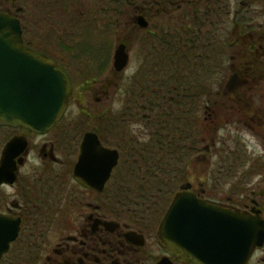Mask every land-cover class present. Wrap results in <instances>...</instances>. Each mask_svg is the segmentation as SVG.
I'll return each mask as SVG.
<instances>
[{
	"label": "flooded vegetation",
	"instance_id": "af4514ba",
	"mask_svg": "<svg viewBox=\"0 0 264 264\" xmlns=\"http://www.w3.org/2000/svg\"><path fill=\"white\" fill-rule=\"evenodd\" d=\"M147 11L146 7H136L132 32L151 33L152 19ZM138 16L149 22L147 27L137 23ZM21 17L24 42H35L27 38ZM148 41L145 37L144 42L148 44ZM231 41L225 40L224 46L221 42L207 43L212 53L207 86H201L199 78L196 79L197 61L193 59L190 67L181 62L182 76H192L194 82L177 87L176 98L182 122H193L194 146L188 160L182 154L183 181L173 197L189 186V192L218 207L221 213L264 220V71L260 70V63L264 64L261 52L264 42ZM124 43L129 52L130 45ZM180 43L190 46V42ZM191 43L200 45V42ZM236 46L237 52L233 51ZM226 58L230 60V72H218ZM74 63L67 66L62 62L72 82L69 103L77 91L71 70L72 66L74 70L78 68ZM144 68L145 60L131 76L134 88L130 106L135 138L146 137L147 129L142 125L148 117L144 102L150 101L149 93L153 90L142 86L144 82L139 80ZM121 74L112 68L109 83L115 80L113 91L120 90L116 80ZM96 81L85 80L81 91L94 87ZM92 83L95 84L91 87ZM100 87L109 95V85ZM95 99L94 105L99 106L101 98ZM122 106L123 103L118 109ZM91 107L85 109L90 111L86 114L93 121L103 118L110 110L104 107L102 112H93ZM64 117L46 133L24 126H0V165L5 155L0 172V264H192L170 251L159 233L173 197L159 221L137 216V212L146 210L140 207L128 208L130 214L121 215L125 209L121 211L117 205L120 200L111 197L112 191L127 187L119 183L121 178L124 180L119 167L124 161L136 163L135 153L125 159L118 146L104 141L96 123L89 121L87 128L80 131L75 120ZM89 131L95 132L103 145L119 151L118 164L100 191L74 178L80 145ZM9 143L12 146L7 150ZM181 146H186L183 136ZM16 229L15 238L2 251L5 239ZM177 244L185 250L184 240ZM246 264H264V243L255 247Z\"/></svg>",
	"mask_w": 264,
	"mask_h": 264
},
{
	"label": "trees",
	"instance_id": "16d2710c",
	"mask_svg": "<svg viewBox=\"0 0 264 264\" xmlns=\"http://www.w3.org/2000/svg\"><path fill=\"white\" fill-rule=\"evenodd\" d=\"M137 1L100 0V3L105 15H112L110 24L113 28L120 22L116 16L123 13L122 10L126 7H132L134 12L138 6L146 7L151 19L161 14L183 15L178 25L160 29L158 34L153 35V39L160 42L148 43L151 52L145 57V70L143 69L138 76L139 80L144 82L142 86L153 89L149 93L150 101L144 102L148 114L145 123L142 124L143 128L147 129L146 137L139 136L136 138L140 140H137L132 132L133 110L130 106L131 90L134 88L132 82L123 91V106L118 110H108L105 116L95 120V123L104 141L111 146H118L125 154V159L132 153L137 156L136 163L129 164L124 161L119 167L120 175L124 179L121 178L119 183L127 184V187L112 191L111 197L120 200L117 205L121 211L125 209L120 214H130L128 208L140 207L146 210L137 212V216L159 221L177 191L174 186L183 178L181 159L185 155L187 158H184L188 160L194 146L191 136L193 122L192 120L182 122L176 98L177 87L183 83L186 86L193 85L194 82L192 76H182L181 62L190 67L193 65V59L197 61L196 79L199 78L200 85L206 86L208 79L203 81V78L209 75L212 55L208 42L225 40L260 44L264 42V34L260 36L259 41L252 33L257 27L264 29V20L261 19V16L264 17V0H260L262 9L260 25L253 21L255 16L247 12L249 7L259 0H239L238 7L232 12L229 0H142L141 3ZM20 11L21 8L15 9L16 13ZM230 13L231 26L228 19ZM94 22L99 24L98 19ZM29 40L33 41L31 36ZM180 42H190V46L184 47ZM191 42H200V45L194 46ZM25 43L50 54L47 47L42 49L37 42ZM50 56L63 62L61 57ZM182 136L186 144L184 148L181 146ZM133 201L141 203L136 204Z\"/></svg>",
	"mask_w": 264,
	"mask_h": 264
},
{
	"label": "water",
	"instance_id": "95a60500",
	"mask_svg": "<svg viewBox=\"0 0 264 264\" xmlns=\"http://www.w3.org/2000/svg\"><path fill=\"white\" fill-rule=\"evenodd\" d=\"M137 23L145 28L149 22L138 16ZM129 61L127 45L121 42L114 50V70L123 72ZM72 89L62 64L25 44L20 18L0 11V126H24L46 133L66 114ZM11 146L9 143L7 150ZM118 160L116 148L103 145L95 132H86L74 178L100 191ZM188 187L174 195L159 225L160 236L170 251L192 264H246L255 247L264 243V220L221 213ZM16 233L17 229L5 239L2 251L8 249ZM179 240L185 241V250L178 246Z\"/></svg>",
	"mask_w": 264,
	"mask_h": 264
},
{
	"label": "rangeland",
	"instance_id": "374dc122",
	"mask_svg": "<svg viewBox=\"0 0 264 264\" xmlns=\"http://www.w3.org/2000/svg\"><path fill=\"white\" fill-rule=\"evenodd\" d=\"M137 2L141 3L142 0ZM229 2L230 11L232 12L238 7L239 0H229ZM16 8H21V13H17L19 17L24 12V17L21 18L25 23L27 38L31 36L42 49L47 47L49 55L61 57L67 66H71L70 63L75 61L74 64L78 68L74 70L72 66L71 70L75 76V89L77 91L75 98L69 103L64 119L75 120V125L80 131L87 128V124L90 122L95 124V121L91 120L92 117L86 114L90 111H87L85 107L92 106L90 110H93V112L97 110L102 112L104 107L118 110L124 100L123 91L132 82L131 76L143 64L146 55L151 52L149 45L144 42L145 37L146 39L149 38L148 42H160L155 41L153 35L158 34L160 29L178 25L183 16L174 13L173 16L161 14L152 18L150 23L151 33L146 35L145 32H132V18L136 15L132 7L123 8L125 9L122 10L123 13L116 16L120 20L118 27L113 28L110 24L112 15H105L100 0H0V11L9 10L10 13L16 14ZM260 10L262 9H260L259 0L247 11L249 15L255 16L253 21L259 25ZM229 16L231 26V13ZM96 19L99 20V24L94 22ZM261 19L264 20V17L261 16ZM252 33L253 36L260 38L264 34V29L257 27V29H253ZM71 40L72 42H70ZM121 41L130 45V61L119 79L116 80L119 83L120 90L113 91V81L115 80L110 84L109 78L113 77L114 50ZM221 43L224 46V42ZM237 50V46L234 47L233 51L237 52ZM262 50L261 52L264 53V48ZM224 51L222 49L223 55H225ZM215 54L217 55V53ZM229 65L230 60L226 58V61H223L222 65L220 64L218 72L229 73ZM260 70L264 71L263 63H260ZM94 79L97 80L96 85L92 87L95 84L92 83V88L86 89V92L83 93L81 91L83 89L81 87L82 82L85 80L93 82ZM206 79H209V75H207V78H203V81ZM208 82L209 80L205 83L206 86ZM102 85L111 87L109 95L101 91L104 88L100 87ZM96 97L101 98L99 106L94 105L96 104ZM189 170L192 174V167ZM182 181V178L178 180L174 186L175 190H178Z\"/></svg>",
	"mask_w": 264,
	"mask_h": 264
}]
</instances>
